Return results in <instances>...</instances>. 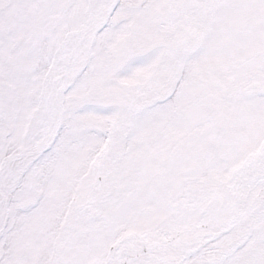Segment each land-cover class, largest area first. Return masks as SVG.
Listing matches in <instances>:
<instances>
[{"label": "snow or ice", "instance_id": "1", "mask_svg": "<svg viewBox=\"0 0 264 264\" xmlns=\"http://www.w3.org/2000/svg\"><path fill=\"white\" fill-rule=\"evenodd\" d=\"M0 264H264V0H0Z\"/></svg>", "mask_w": 264, "mask_h": 264}]
</instances>
